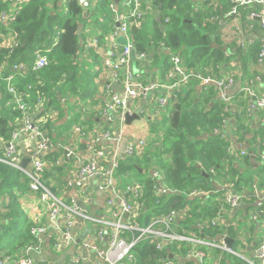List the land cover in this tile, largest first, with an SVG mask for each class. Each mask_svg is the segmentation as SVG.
Listing matches in <instances>:
<instances>
[{"label":"built area","instance_id":"built-area-1","mask_svg":"<svg viewBox=\"0 0 264 264\" xmlns=\"http://www.w3.org/2000/svg\"><path fill=\"white\" fill-rule=\"evenodd\" d=\"M10 10L1 13L0 19L5 25L12 23L19 13L20 6L28 0H7ZM152 0H112L109 4L112 12L110 45H101L97 35H87L82 44L96 50L104 67V73L111 81V85L119 86L123 93L108 87L106 98L101 107V115L110 123V127L98 130L95 133V143L84 155H77L70 146H64L65 158H57L55 164L62 166L64 161H72L78 158L79 168L73 175L70 173L65 180V191L69 195L62 196L46 182L47 163L40 157L43 152L52 148H61L53 138L42 128L38 121L33 119L30 110L41 106L43 97H39L34 106L28 105L17 92L13 84L16 73L27 70V63L12 65L14 73H5L6 65H0V78L7 82L9 92L14 94L15 101L24 117L20 120L18 128L12 133L8 142L2 143L3 156L0 162L7 163L22 171L28 180L32 192L37 194L38 200L47 212V222L35 223L30 227L31 241L17 255L7 256L19 264H51L46 246L51 244L54 249L64 252L75 248V252L66 260L65 264H138L135 247L144 240H150L158 252L163 253L168 245L184 244L188 246L184 253L186 259H198L203 264H221L222 254L215 253L219 249L222 252L236 254L234 247L227 244V217L232 212L241 210L248 219V224H255L260 231L256 242L249 243L250 256L245 257V264H264V181L256 179L251 184L236 190L233 187H222L213 191L218 195L219 205L215 209L211 219L199 221L197 228L201 234L191 231L186 233L179 230L189 217L188 210L171 207L161 214H152L149 222L141 225L137 219L141 212L148 210L149 202L146 197V185L139 179L125 182L120 172L121 162L132 156H142L149 140L146 138L125 134L126 114H138L137 103L140 99L150 102L148 107L152 114H162L174 97L182 88L189 86L191 80H200L206 86L215 84L218 86L220 100L226 103L225 111L232 113L236 107H232V97L228 90L233 86V75L215 76L211 71L187 70L182 61V56L170 51L169 66L164 75L161 74L149 80L144 77V70L140 68L152 61V53L155 49H165L162 41H151L149 51L138 50L133 36V31L143 29L147 15L153 9ZM88 10H94L97 0H82ZM230 9L226 15H234L239 20L242 18L241 7L249 8L247 16L258 21L260 33L252 38L250 43H258V61L264 64V0H229ZM161 21V19H160ZM169 19H166L168 22ZM238 33H242V26L236 27ZM124 37L125 44L120 45L118 38ZM18 42L15 35L0 33V49L13 48ZM155 48V49H154ZM33 69L39 70L49 65L47 55L41 50L35 51ZM134 65L138 68L135 69ZM23 71V72H24ZM108 73V74H107ZM260 78L253 76L244 90L254 97L255 101L247 113L252 119L260 117L264 123V96L256 94V86ZM29 89L32 85L28 86ZM140 115V113H139ZM141 116V115H140ZM228 117V116H227ZM126 120V121H125ZM228 119L223 121L227 124ZM76 129L81 132L82 126L76 124ZM215 134L227 137L225 133L214 129ZM28 134L32 147L31 161L27 167L21 165V156L18 152L16 141L24 134ZM127 138L123 148H120L122 140ZM116 144L107 149L102 144ZM245 142L230 144L227 153L247 156L250 151L244 147ZM259 144V143H258ZM260 145V144H259ZM262 147V146H260ZM260 164L264 172V148L259 151ZM215 173V170H211ZM159 172V171H158ZM152 171L154 181L153 193L160 202L164 197H170L181 191L163 182L160 172ZM92 179L98 181V189L106 193V208L98 213L86 207L85 202L91 201L90 185ZM125 186L123 187V185ZM205 195L202 191L194 189L185 192L187 196ZM151 199V198H150ZM161 203V202H160ZM2 204L0 202V209ZM207 227H220L224 232L217 236H206L204 229ZM89 231L78 242V238ZM169 253H171L169 251ZM174 257V255H173ZM158 264H175L173 258L160 257ZM1 264V262H0Z\"/></svg>","mask_w":264,"mask_h":264},{"label":"trees","instance_id":"trees-1","mask_svg":"<svg viewBox=\"0 0 264 264\" xmlns=\"http://www.w3.org/2000/svg\"><path fill=\"white\" fill-rule=\"evenodd\" d=\"M111 1L97 0L95 9L88 10L82 0H28L20 6L12 23L5 25L0 19V33L10 32L18 42L13 48L0 49V65H6L5 73L15 74L11 68L13 64H28L27 70L16 73L13 84L28 105H35L38 98L43 97L42 109L34 120L50 136L54 133L52 129L56 120L62 119L67 111L81 110L72 113L70 125L80 124L83 127V124H87V118L82 117V108L86 103L94 101L97 80L103 73V67L99 53L86 48L81 42L88 35L86 31L89 24H92L99 32L97 36L103 45L101 38L105 37L113 19L109 10ZM210 1L212 0H153L154 6L158 5L161 9L163 26L160 28L150 13L145 27L132 32L140 51H149L153 40L164 42L165 49L160 52L154 48L157 53L151 56L154 66L164 69L163 75L169 66L170 55L165 54L169 50L182 56L187 70H197L231 60L224 54L221 28L212 20L215 15L226 13L224 11L228 7V0H220L222 11L210 5ZM196 7L200 9L196 11ZM11 8L7 0H0V15ZM248 9L240 8L245 19L248 18ZM166 19L169 21L166 22ZM36 50H41L49 59V65L39 72L33 69ZM248 52L254 55L258 52V46ZM162 56L165 59L160 63L158 60ZM213 73L219 75L218 71ZM29 85H32L31 89L28 88ZM189 91L182 88L176 92L177 96L165 108L162 119L153 124L154 140L145 148L142 156L136 155L122 161L120 172L122 175H137L146 185L147 196L151 199L148 210L141 212V217L137 219L141 225L147 224L152 214H161L171 207L186 208L189 217L179 231L183 232L185 229L186 233L194 231L201 234L196 225L199 221L211 219L218 205L214 201L217 195L209 194L205 197L202 194L191 197L185 195V192L194 189L213 191L216 189L217 179L221 177L233 181L235 189L241 190L243 184L250 186L254 175L250 178L243 177L242 171L244 165L251 169V155L241 156L239 152L229 155L227 146L232 142L213 132L217 127L221 129L223 118L230 114L224 110V104L216 100L214 105L206 109L202 107L205 94L197 96L188 93ZM30 112L33 114L32 110ZM23 117V111L18 108L14 94L9 92L7 82L0 78V139L8 142ZM258 131L263 135L264 126ZM238 136L236 134V138ZM256 139H251V143L255 145ZM261 139L264 143L263 137ZM160 141L162 145L159 146ZM2 145L1 142L0 156H3ZM254 149H257L256 145ZM58 156L47 155L49 164L45 177L47 184L56 192L54 172L58 170L55 164ZM212 167L216 169L215 173L211 171ZM141 169L144 171L141 172ZM152 169L160 172L167 185L181 192L162 200L160 198L161 203H157L155 200L159 197L153 193L152 172L148 174ZM23 179L27 180L20 170L0 162V252L4 251L8 256L21 251L32 239L30 227L42 222L36 218L28 219V213L19 203L16 188L29 187ZM8 196L10 200L6 199ZM223 232L224 229L220 227L204 229L206 236H217ZM177 248L179 247L176 244L168 245L160 253L150 240H144L134 251L139 264H158L161 256L170 257L169 251L185 253L188 246L184 244L180 249ZM224 254L227 256L224 257L223 264H234L232 259L235 258L229 256L231 254L228 252ZM237 264L245 263L237 259Z\"/></svg>","mask_w":264,"mask_h":264},{"label":"crops","instance_id":"crops-1","mask_svg":"<svg viewBox=\"0 0 264 264\" xmlns=\"http://www.w3.org/2000/svg\"><path fill=\"white\" fill-rule=\"evenodd\" d=\"M228 7L224 12H226L224 15H215L213 17V21L217 22L219 27L221 28L222 33V42L224 45V54L227 58H231L228 62H225L223 64H212L211 66L207 67H200L197 70L200 71H211L212 73L215 71L219 72V75H215L217 77L221 76H228L233 75L234 83L233 86L228 90V95L232 97L231 105L232 107H236L235 110L232 111V113L227 115L223 118L222 121H226L228 119L227 124L224 125L222 122V127L215 128L227 135L228 142H232L230 144H239L240 142H245L244 147L248 148V151H250L248 154L251 155V169L254 170V175H258L260 177L264 176L263 168L260 166V154L259 151L262 150V139L260 132L258 131L261 127L264 126V123L261 122L260 117L257 119H252L250 116H248L249 109L252 107V103L255 101L254 97L251 96L250 93L246 92L244 88L248 85L249 80L253 77L258 75L260 78L258 80V84L256 86V94L258 96H264V64L258 61V52H256L254 55L249 53L248 50L251 48H255L258 46L259 51V44L258 43H250L252 38H255L260 33V27L258 24V21L256 19L247 18L242 14L241 20H239L234 15H226L227 12L230 9V2L228 0ZM206 5H209L206 4ZM210 5H213L217 8V10H223L222 4L220 0H212L210 1ZM196 11H198L200 8L196 7ZM110 10V9H109ZM225 16V17H224ZM237 25L242 26L243 31L242 33H238L236 30ZM145 27V26H144ZM86 34L88 35H98L99 32H97L96 28L88 27ZM111 25L109 27V30L105 32V37L103 36L101 38V42L104 46L110 45V34H111ZM118 43L120 45L125 44V38L120 37L118 38ZM82 43V42H81ZM83 45V44H82ZM157 50L160 52L163 50L161 48H157ZM167 51L165 54L167 56L169 55ZM157 52L155 50L154 53H152V56L155 55ZM165 59L164 56H162L161 59L158 61L161 63V61ZM100 64L103 67V64L100 62ZM134 68L137 69L138 67L134 65ZM140 68L144 70V77L149 80L155 78L156 76H159L160 74L163 76V68L154 66V61H151L150 64H147L143 67V65H140ZM103 70V68H102ZM207 73V72H206ZM108 74V73H107ZM214 74V73H213ZM192 87L188 86L184 88L185 91L190 90L188 93H191L193 95H203L202 101V107L209 109L212 105L216 103V100L224 104V110L226 107V103L220 100L219 94V88L215 84L211 85H205L202 83V81L196 79L192 81ZM108 87L110 89L113 88V90H118L120 93H123L121 88L119 86H113L111 85V81L109 79V75L107 76L104 72L100 75L99 80H97V92L94 96V101L91 103H86L85 106L82 108V117L85 116L87 124H83L81 132H79L76 129V125L72 124L70 125V118L72 117V113H78L77 109L67 111V113L64 115L62 119H57L56 124L54 126L53 134H51V138L54 139V141L61 147V148H52L51 150L47 152H43L40 157L43 158L47 163V169H48V157L49 154H58L59 156L57 158H65L66 151L64 150V146H70L73 148V150L76 152L77 155H84L90 150V147H93L96 145L95 143V133L98 130L106 129L110 127V123H108L105 118L101 115V107L102 104L106 98V93L108 91ZM212 92V93H210ZM210 94V95H209ZM77 100V98H76ZM62 101H65V98L62 99ZM150 102L146 99H140L137 103L138 106V114L140 113L141 118L134 119L133 122L130 124L126 122L125 126V134H127V138H130L131 136L135 137H141L146 138L147 140H151L152 137V127H150L149 122L152 123L154 121V118L161 120L162 114H152V109L148 107ZM32 106V105H31ZM34 106V105H33ZM42 109L41 106L34 107L32 109L33 112V119H35L39 111ZM65 109V107H64ZM81 111V110H80ZM90 118V119H88ZM156 119V120H157ZM37 121V120H36ZM126 121V120H125ZM70 125V126H69ZM63 126V127H61ZM241 127V128H240ZM46 131V130H45ZM47 132V131H46ZM63 132V133H62ZM48 133V132H47ZM264 133V132H262ZM49 134V133H48ZM236 134L238 138H236ZM264 135V134H263ZM222 137V136H221ZM257 138L255 145L257 149H254L255 145L251 143V139ZM127 138L122 140L120 143V148H123L125 145ZM223 138V137H222ZM225 139V138H223ZM264 139V136H263ZM4 143L2 139H0V143ZM260 145H259V144ZM18 152L21 156V162L23 160H29L27 165L31 161V155H32V147L33 144L30 141L29 135L26 133L24 134L20 139L16 141ZM229 144V145H230ZM103 146H106L107 149H109L112 145L114 148H116V144H108L104 143ZM55 159V160H56ZM7 164V163H6ZM9 165V164H8ZM241 165V164H239ZM79 162L78 158L76 157L72 161H64L62 166H58V170L54 172V184L56 187V190L58 194L62 196L69 195V192L65 191V180L67 176L72 173L73 175L76 173V171L79 168ZM13 167V166H12ZM261 167V168H260ZM15 168V167H14ZM214 168V167H212ZM17 169V168H16ZM246 165L242 167L243 171V177H249L247 176L249 174V171H251ZM216 170V169H215ZM204 173L207 174V171L203 170ZM22 172V171H21ZM23 173V172H22ZM24 177L26 175L23 173ZM240 176V175H239ZM124 177L130 178L129 181H135V179H139V177H134L132 174H126ZM125 178V179H126ZM226 177H221L217 179V186H215V190L221 189L222 187H233L235 188L233 181L227 180ZM24 182L28 180L23 179ZM129 181H126L129 182ZM264 181V179H263ZM254 182V180H253ZM252 182V183H253ZM90 185V195L92 197L91 201L85 202V206L89 207L93 212L98 213L103 211L106 208V193L102 192L98 189V181L96 179H92L89 182ZM125 184L123 185V187ZM251 186V184H250ZM247 187V185L243 184L242 188ZM213 190V191H215ZM213 191L203 192L205 193V197L209 194H214ZM16 194H19V203L22 208L25 209V211L28 213V219L34 220L39 219L40 221H46L47 222V212L45 208L41 207L40 202L38 200L37 194L31 191L29 187H23L19 186L16 188ZM6 199L10 200V197H6ZM214 201L217 202L219 205L218 195L214 198ZM1 202V200H0ZM2 204V202H1ZM216 204V205H217ZM217 205V207H218ZM217 209V208H216ZM215 211V210H214ZM245 216V213H241V210H238L237 212H232L231 215L227 217V224L229 228L227 229L228 237L234 239V243L232 247L235 248L236 244L238 243L237 239L239 237L240 233V226L241 223L244 221H248L247 217ZM213 216V215H212ZM1 224V220H0ZM184 227V224H183ZM258 226L255 224H245V229L247 230V237H245V243L247 246L249 243L256 242V240L259 237L260 231L258 230ZM230 229V231H229ZM87 230V229H86ZM180 249V245H177ZM46 251L48 256L51 259V264H65L66 260L75 252V248H70L64 252L57 251L53 248L51 244H47ZM20 251L13 253V255L19 254ZM1 253V252H0ZM215 253H218L219 255L222 254L221 252H218L217 250ZM4 254V255H2ZM4 251L0 254V262L1 264H19L14 261V259H7V256ZM174 255V257H173ZM223 255V254H222ZM4 256V257H2ZM170 258H173L175 261V264H203L198 259H186L184 257V253L174 251V253H170ZM223 259L221 260V264H223ZM234 264L236 261H233ZM40 264V263H39ZM208 264H211L209 262ZM216 264V263H215ZM220 264V263H219ZM233 264V263H231Z\"/></svg>","mask_w":264,"mask_h":264},{"label":"rangeland","instance_id":"rangeland-1","mask_svg":"<svg viewBox=\"0 0 264 264\" xmlns=\"http://www.w3.org/2000/svg\"><path fill=\"white\" fill-rule=\"evenodd\" d=\"M151 6H152V10L150 11V15L153 17L154 16V19L156 20L155 22H157L159 25H160V28L163 26V23H162V12H161V9H160V7L157 5V7L156 6H154V4H153V0L151 1ZM148 16V15H147ZM160 19H161V21H160ZM147 20V19H146ZM93 24H95V21H93ZM90 25V27H93V25L92 24H89ZM96 68V70H98V67H95ZM103 72H104V67H103ZM157 119V118H156ZM155 118H154V121H152V123L151 122H149V125H150V127H152L153 128V124L154 123H156L157 122V120H156ZM264 135H261L260 137H263ZM223 138H225L227 141H228V139L229 138H227V137H223ZM154 140V136H153V133H152V137H151V140L149 141V143H148V145L152 142ZM147 145V146H148ZM160 145H162V143H161V141L159 142V146ZM146 146V147H147ZM262 147L264 148V143H262ZM165 157H168V156H170V155H164ZM260 166H262L261 164H260ZM261 168V167H260ZM263 168V167H262ZM212 169H214L215 170V168H211V170ZM144 170H142V172H143ZM153 171V169L152 170H150L149 172H148V174L150 173V172H152ZM158 172V171H157ZM159 173V172H158ZM253 175H254V170L252 171H249V174L247 175V176H249V178L250 177H253ZM134 177H137V175H135ZM256 179H264V176L263 177H260V176H258V175H254V178H253V180H256ZM130 180V178H126V179H124V181L126 182V181H129ZM164 182V181H163ZM165 183H167L166 181H165ZM168 184V183H167ZM251 184H252V181H251ZM153 185H154V183H153ZM143 200L145 201V202H148L149 200H150V198L147 196V194H146V197H144L143 198ZM41 205V204H40ZM41 207H42V205H41ZM248 223V221H244V222H242L241 223V226H240V233H239V237H238V239H237V241H238V243L236 244V246H235V251L237 252L236 254H234V253H232V252H230V254L231 255H229V256H233L235 259H232L233 261H236V263L235 264H237V259H241L244 263H245V257L246 256H250L251 255V253H250V251H249V249H248V246H247V244L245 243V240H247V239H245V237H247V230L245 229V224H247ZM251 225V224H250ZM187 246V245H186ZM216 251V250H215ZM217 251L218 252H221L223 255H222V258H224V257H226L227 255L226 254H224V253H226L227 251H225V252H222L221 250H219V249H217ZM229 253V252H228ZM139 264V263H138Z\"/></svg>","mask_w":264,"mask_h":264},{"label":"water","instance_id":"water-1","mask_svg":"<svg viewBox=\"0 0 264 264\" xmlns=\"http://www.w3.org/2000/svg\"><path fill=\"white\" fill-rule=\"evenodd\" d=\"M168 53L170 54V51H169ZM139 118H141V116H140L139 114H132V115H130V114H128V113L126 114V120H127V122L130 123V124L133 122L134 119H139ZM28 161H29V160H23V161L21 162V165H22L23 167H27V163H28ZM142 170H143V169H141V172H142ZM88 231H89V228H88L87 230H85L84 234H82V235L78 238V242H80V241L84 238V235H85ZM233 243H234V239L228 237V238H227V244H228V246H229V247H232Z\"/></svg>","mask_w":264,"mask_h":264}]
</instances>
